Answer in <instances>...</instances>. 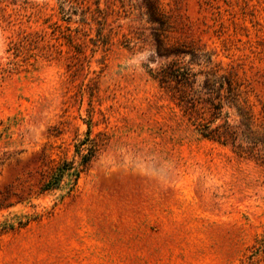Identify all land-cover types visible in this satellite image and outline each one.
Wrapping results in <instances>:
<instances>
[{"label":"rangeland","instance_id":"374dc122","mask_svg":"<svg viewBox=\"0 0 264 264\" xmlns=\"http://www.w3.org/2000/svg\"><path fill=\"white\" fill-rule=\"evenodd\" d=\"M0 264H264V0H0Z\"/></svg>","mask_w":264,"mask_h":264},{"label":"trees","instance_id":"16d2710c","mask_svg":"<svg viewBox=\"0 0 264 264\" xmlns=\"http://www.w3.org/2000/svg\"><path fill=\"white\" fill-rule=\"evenodd\" d=\"M156 2V0H154ZM153 9V5L151 7ZM193 75L186 68H166L162 69L156 77H154L160 84H168L171 82L184 83V84H193L192 81ZM189 95V94H188ZM180 103H183L187 96L179 97ZM212 120L211 122L216 121L221 115V106L219 104H212ZM224 131H219L220 127L215 129H210V122L198 125V133L203 137L215 142L227 145L229 142L231 146H234V132L227 131L225 125H223ZM89 132V130H88ZM89 143V146H87ZM75 153L80 158V167L76 166L74 161L66 162L63 161L58 163L51 171L48 173L46 178L40 185L38 195L44 196L51 194L57 191L62 184L65 183L66 178L72 177L74 181L78 178L79 173L85 168V165L95 156L97 153L96 144L90 142L89 140L80 141L75 145Z\"/></svg>","mask_w":264,"mask_h":264}]
</instances>
